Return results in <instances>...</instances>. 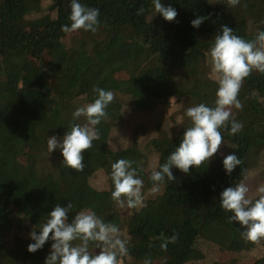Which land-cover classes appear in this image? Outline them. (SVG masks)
<instances>
[{
    "label": "trees",
    "instance_id": "obj_1",
    "mask_svg": "<svg viewBox=\"0 0 264 264\" xmlns=\"http://www.w3.org/2000/svg\"><path fill=\"white\" fill-rule=\"evenodd\" d=\"M80 3L99 9L95 33L61 31L70 24L71 0H0V235L4 225L16 229L11 244L0 249V264H44L52 241L26 256L33 242L29 233L39 232L56 204L67 205L68 193L78 203L69 221L92 209L120 229L129 250L122 264H143L146 258L151 264H264V240L245 241L244 229L229 222L231 213L219 202L226 187L249 186V179L264 184V73L253 71L244 80L238 96L243 108L232 109L243 129L234 135L230 125L220 129L222 155L188 174L173 167L175 179L166 178L155 193L149 179L190 126L186 110L201 104L199 93L211 80L207 53L221 26L254 39L264 31V0H240L235 7L227 0H161L176 9L172 22L158 13L152 16V0ZM197 16L209 18L193 28L190 22ZM134 47L143 63L135 59ZM82 57L90 64L81 69ZM94 87L112 91L114 100L106 109L107 119L95 126L100 139L83 153L93 155L96 169L84 165L77 172L61 165L59 149L48 152L47 140L62 138L70 124L85 123L83 117L73 120L72 113L95 100ZM27 97L34 107L19 115L17 105ZM105 127L108 138L102 139ZM231 153L242 164L226 175L222 160ZM127 157L138 158L133 168L144 181L143 207L121 209L110 199L111 165ZM24 174L40 186H27ZM173 234L177 241L162 250L163 241L156 237ZM233 251L244 254L221 258Z\"/></svg>",
    "mask_w": 264,
    "mask_h": 264
},
{
    "label": "clouds",
    "instance_id": "obj_2",
    "mask_svg": "<svg viewBox=\"0 0 264 264\" xmlns=\"http://www.w3.org/2000/svg\"><path fill=\"white\" fill-rule=\"evenodd\" d=\"M239 3L240 0H227L229 7ZM152 4V16L158 13L165 21L172 22L178 15L175 8L163 5L161 0H152ZM70 9V24L62 25V32L71 34L81 29L93 33L97 31L99 9L87 7L80 0H71ZM208 18L197 16L190 22L191 26L199 28ZM207 56L209 78L217 84L214 106L201 103L186 110L190 126L184 130L179 146L159 170H153L149 176L153 182V193L159 191V186L165 183L166 178L175 179L171 171L173 167L188 174L190 168H199L215 155L221 154L219 149L223 136L220 129L230 125V135L242 131L243 123L235 119L232 109L243 108L238 96L244 80L253 71L264 73V31H258L254 39L246 40L233 34L232 28L222 25L221 34L215 36ZM93 91L97 94L95 100L72 113L73 120L83 117L85 123L70 124L62 138L53 135L47 140L48 152L59 149L61 165L77 172L84 169L83 153L93 146V141L100 139L95 126L102 119H107L106 109L114 100V93L110 90L94 87ZM241 164L235 153L224 156L222 160L226 175H230ZM137 173L132 161L126 159L117 160L111 165L110 199L117 207L134 209L144 206V181ZM250 191L244 182L226 187L219 195V202L225 213H231L229 222H236L244 229L242 238L259 243L264 240V184L255 188L254 196H249ZM72 208L71 202L66 206L56 204L47 214V220L39 232L33 229L29 233L33 242L27 245V251L34 253L51 240L50 252L44 264H122L121 258L128 255L129 250L128 240L121 238L120 229L115 224L106 223L92 209L79 211L69 221ZM156 239L163 241L160 248L166 251L169 243L177 241L178 235L173 234L168 238L158 236ZM76 241L79 243H74ZM97 249L98 253L95 251ZM143 264H151V259L146 258Z\"/></svg>",
    "mask_w": 264,
    "mask_h": 264
},
{
    "label": "rangeland",
    "instance_id": "obj_3",
    "mask_svg": "<svg viewBox=\"0 0 264 264\" xmlns=\"http://www.w3.org/2000/svg\"><path fill=\"white\" fill-rule=\"evenodd\" d=\"M134 49L133 50V53L135 55V59L136 60H139L137 61L138 63H143V61L145 60V58H142V57H139L140 56V49L138 47H134L132 48ZM90 64V60L85 58V57H82L81 58V62H80V68H84L86 66H88ZM75 81V80H74ZM204 86L205 88L202 89L199 93V97H200V101L201 103H204L208 106H214V101H215V92H216V89H217V84L214 82V81H211L209 80L208 82H205L204 83ZM169 90V88L167 86L163 87V91L164 93H166L167 91ZM171 110L174 109L173 108V104H174V98H171ZM32 102V98L30 97H27L25 99H23L18 105H17V112L19 115H24V114H27L29 112L32 111L34 105ZM145 118H147L145 116ZM108 129L107 127L104 128V131L103 133L101 134V138L102 139H107L108 138ZM10 138V134H7L5 139H9ZM83 164L85 166H87L88 168L94 170L96 169V164H95V160H94V157L93 155L91 154H83ZM126 160H129V161H132V167H134L137 162H138V158H134V157H127L125 158ZM215 171L213 172V176H215ZM24 178H25V182L27 184V186L29 187H38L40 186V183L37 182L36 180H34L33 178L27 176L24 174ZM247 183L249 184V187L250 189H252L253 191V194L255 192V188L258 187L259 185L256 183V181H251L250 179L247 180ZM65 198L68 199L69 202L72 203L73 207H77L78 203H77V197L75 194H66ZM20 207L21 209L23 210L24 207H25V200H22L21 201V204H20ZM16 235V229L13 228L12 226L10 225H4L3 229H2V232H1V235H0V249H2L3 247H5L6 245H9L11 244V241L13 239V237ZM37 253L34 252V253H29L28 251L26 252V256H30L32 254H35ZM244 253L242 252H237V251H233V252H223L221 254V258L224 259V260H230L234 257H239L241 255H243Z\"/></svg>",
    "mask_w": 264,
    "mask_h": 264
}]
</instances>
